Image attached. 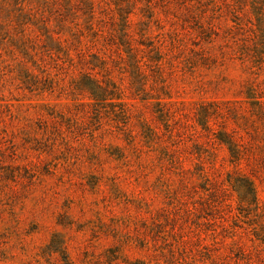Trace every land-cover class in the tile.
Segmentation results:
<instances>
[{"label": "rangeland", "instance_id": "1", "mask_svg": "<svg viewBox=\"0 0 264 264\" xmlns=\"http://www.w3.org/2000/svg\"><path fill=\"white\" fill-rule=\"evenodd\" d=\"M0 264H264V0H0Z\"/></svg>", "mask_w": 264, "mask_h": 264}, {"label": "trees", "instance_id": "2", "mask_svg": "<svg viewBox=\"0 0 264 264\" xmlns=\"http://www.w3.org/2000/svg\"><path fill=\"white\" fill-rule=\"evenodd\" d=\"M243 41H244V40H242V44L244 45ZM104 90H106V89H104ZM93 100H96V99L93 98Z\"/></svg>", "mask_w": 264, "mask_h": 264}]
</instances>
